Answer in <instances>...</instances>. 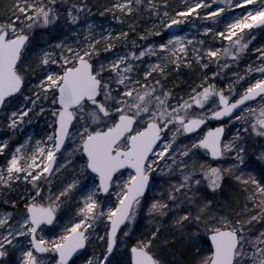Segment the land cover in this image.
Segmentation results:
<instances>
[{
	"label": "snow or ice",
	"instance_id": "obj_1",
	"mask_svg": "<svg viewBox=\"0 0 264 264\" xmlns=\"http://www.w3.org/2000/svg\"><path fill=\"white\" fill-rule=\"evenodd\" d=\"M93 7L12 0L0 11V127L11 131L0 138V259L175 264L160 246L168 235L187 241L183 264H264V165L257 178L244 159L253 136L264 141V45L259 68L221 75L264 28V0H109L119 30L98 28ZM192 18L204 22L195 33L184 31ZM141 20L155 23L137 31ZM181 66L198 72L186 91L170 82ZM40 116L43 135L15 138ZM145 209L150 227L137 232Z\"/></svg>",
	"mask_w": 264,
	"mask_h": 264
},
{
	"label": "rangeland",
	"instance_id": "obj_2",
	"mask_svg": "<svg viewBox=\"0 0 264 264\" xmlns=\"http://www.w3.org/2000/svg\"><path fill=\"white\" fill-rule=\"evenodd\" d=\"M91 4L94 6L92 12L89 14V19H91L94 24L100 28H114L116 30H119L120 28V22L113 20L112 19V13L110 11H105V9L108 7L109 4V0H104L102 4H97L94 0L90 1ZM171 3L175 6V5H179L182 3V0H173L171 1ZM215 3L217 6H223V0H215ZM245 8L247 6H244ZM237 10L236 9H232L231 12L232 14H235ZM101 13H103V15H101ZM145 18L147 17V13H144ZM131 21H126L124 27H127V24L130 23ZM152 23H155L154 20H149L146 23H143L142 27L140 28V25L137 27V31L143 30L144 28L149 27ZM204 23L201 20H197L195 18H192L191 20H186L185 21V25L186 27H184V31H188L189 29H191V31H193L194 33L196 32L195 28H192V24H196L197 26H199L200 24ZM181 27V26H179ZM39 28V26H38ZM199 35L201 37H204L205 40L210 39V37L205 36V34H203L202 32L199 33ZM136 37V32H132L129 35V40H132ZM36 42L43 46L45 40H44V33H42V31L39 30L37 31L36 35ZM252 43L250 44L249 49L247 50V52L245 54H243L241 56V60L238 62L239 63V67L233 66V64H230L228 68L226 69H222L221 70V75L222 77L228 73H234V72H238L241 71L242 69L245 68V66L249 63H252L253 67L255 68H259L260 64L262 63L261 61H259L256 57H257V53L254 52V49H259L261 45H264V29L263 28H256L253 31V35H252ZM159 41V37L158 36H153L151 38H149V40L147 41L148 43H153V42H157ZM48 43H51V41H48ZM137 43H142V41H137ZM217 46H219V42H216ZM222 63H228L227 60H223ZM236 63V62H234ZM216 66L215 64L210 65L208 71H216ZM194 74H198L197 73H193L192 70L188 69L185 66H181L180 69H176L175 67L171 68L169 70V76H170V82H175L177 85V91H186L185 87H181V85H183L185 82H187L189 80V78L194 75ZM219 83V81H217ZM45 117L44 116H40L38 118H32L31 122L28 123L26 122L24 127L22 129H20L17 133H16V139H20L22 140L24 138V136L31 134L33 136L34 139L39 138L41 135H43L46 131V126H45ZM225 123H227V121L225 120ZM7 135H11V131L9 129H7L6 127H0V138H4ZM255 137V136H253ZM257 140V139H255ZM185 141H182V143ZM264 144V141H263ZM202 159L206 160V162L208 164H212L213 160L209 159L208 156L205 154L204 157H201ZM245 162L249 163L252 162L253 163V167L252 168H248L245 169V171L252 173L253 175H255L257 178H259V167L261 165H264V147H260L259 146H253L250 145V142L248 141V146L247 149L245 150ZM0 160H2V157H0ZM219 162V161H218ZM224 167L226 168L227 165L225 164ZM159 175V173L157 174ZM226 178L229 180V182L232 180V177L230 175L226 174ZM211 190V189H210ZM135 225V223L132 225V227ZM172 249V248H171ZM168 251H171L170 249H167ZM172 255V254H171ZM117 256H119V253H117ZM114 259L116 257H113ZM6 260L9 261V264H15V258L12 256H9L8 258H5ZM167 259L169 261L173 260L174 258H172V256L169 255L167 256ZM0 264H4V260L0 259Z\"/></svg>",
	"mask_w": 264,
	"mask_h": 264
},
{
	"label": "trees",
	"instance_id": "obj_3",
	"mask_svg": "<svg viewBox=\"0 0 264 264\" xmlns=\"http://www.w3.org/2000/svg\"><path fill=\"white\" fill-rule=\"evenodd\" d=\"M90 1H93V0H90ZM94 1L97 4L104 3L103 2L104 0H94ZM171 1H173V0H170V3H171ZM11 2H12V0H0V11L3 10L4 6L10 5ZM143 23H145L144 20L139 21L140 28H143L142 27ZM38 30H39V28H37V30L34 32V36L36 35ZM255 139L256 138L253 137L252 139L249 140L250 145L260 147V145L263 144V141H260L258 139L255 140ZM247 146H248V143L246 145V149H247ZM228 182H229V180L227 178H225V183H228ZM209 191H211V190L209 189ZM149 220H150V217L147 215V211L145 209L144 214L141 217H138V220L135 223V225L133 226V228H135L137 232H139L141 230H145L148 227H150ZM165 223H169V222H165ZM167 231H171V229L169 228V229H167ZM176 235H177V237H179V234H176ZM186 244H187V241L173 242L168 235H165L162 237L160 246H161L162 250L167 252V256L170 253V256H172V258H174L173 260H171L172 262H175V264H183V261H185L188 258L185 255L184 245H186ZM167 249H170L171 251H168ZM173 249H175V250L173 251Z\"/></svg>",
	"mask_w": 264,
	"mask_h": 264
},
{
	"label": "flooded vegetation",
	"instance_id": "obj_4",
	"mask_svg": "<svg viewBox=\"0 0 264 264\" xmlns=\"http://www.w3.org/2000/svg\"><path fill=\"white\" fill-rule=\"evenodd\" d=\"M177 27H179V26H177ZM214 125H215V123H211V124H209V126H211V127H214Z\"/></svg>",
	"mask_w": 264,
	"mask_h": 264
},
{
	"label": "water",
	"instance_id": "obj_5",
	"mask_svg": "<svg viewBox=\"0 0 264 264\" xmlns=\"http://www.w3.org/2000/svg\"><path fill=\"white\" fill-rule=\"evenodd\" d=\"M221 120H224L223 118H221ZM190 135V134H189ZM213 159V158H212Z\"/></svg>",
	"mask_w": 264,
	"mask_h": 264
}]
</instances>
